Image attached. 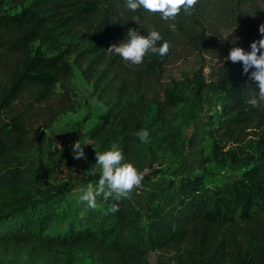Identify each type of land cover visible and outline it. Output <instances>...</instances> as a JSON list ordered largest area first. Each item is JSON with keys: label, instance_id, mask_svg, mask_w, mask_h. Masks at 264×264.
Here are the masks:
<instances>
[{"label": "trees", "instance_id": "obj_1", "mask_svg": "<svg viewBox=\"0 0 264 264\" xmlns=\"http://www.w3.org/2000/svg\"><path fill=\"white\" fill-rule=\"evenodd\" d=\"M190 11L164 20L128 9L125 0H0V187L15 186L45 131L78 110L75 66L94 83L110 115L88 138L105 147L116 142L129 155L145 120L163 118L182 100L165 83L166 68L181 48H220L219 31L234 25L246 33V51L262 35L255 31L264 23L258 0H198ZM129 28L142 35L157 29L169 41V52L140 65L109 52ZM227 55H216L221 62L213 80L224 92L223 107L197 139L212 143V159L194 144L192 161L163 188L152 189L145 207L131 195L101 200L104 211L93 227L79 216L81 205L58 211L52 202L63 197L28 198L0 216V243L79 247L98 263L146 264L148 254L158 251L160 264H264V104L247 103L249 93L258 92L250 77L254 69L244 73L241 62ZM194 82L208 88L201 68ZM211 160L248 168L212 187L191 175L194 165L204 169ZM112 203L118 211H108ZM57 220L62 228L49 231ZM168 253L170 261L162 256Z\"/></svg>", "mask_w": 264, "mask_h": 264}, {"label": "rangeland", "instance_id": "obj_2", "mask_svg": "<svg viewBox=\"0 0 264 264\" xmlns=\"http://www.w3.org/2000/svg\"><path fill=\"white\" fill-rule=\"evenodd\" d=\"M258 7L264 10V0H258ZM255 31L259 32V26L255 27ZM219 33L220 48L215 47L208 52L181 48L179 57L168 64L165 83L170 84L182 100L177 106L168 109L163 118H147L144 128L149 131L148 139L140 141L131 154L125 155L126 160L131 161L139 171L144 166L150 169L141 191L132 190L130 193L141 207H145V200L152 189L163 188L174 179L175 172L192 161L194 144L203 148L205 155L212 159V143L206 139L201 144L197 139L210 123L217 122L223 107L224 92L213 82L215 69L221 62L216 55H221L224 50L229 53L234 46L242 47L246 41V33L238 25L222 28ZM200 68L209 84L208 88H200L194 82V73ZM73 83L79 102L78 110L60 116L45 131L43 144L32 151L15 186L0 187V216L23 200L50 195L54 196L53 201L63 197L60 202H52L58 211L70 203L83 206L79 216L83 217V221L84 218L89 219L91 227L103 213L102 196L97 198L98 206L94 209L89 208L79 196L89 183L95 185L98 182L100 167L95 164L96 150L104 151L120 145L112 142L105 147L88 138L90 129L104 119H110L108 107L98 98L94 83L84 78L78 66H75ZM59 136H64L66 143L62 148L54 149L53 141ZM77 140L81 145L87 143L84 145L86 158H75L71 146ZM247 168L233 165L230 161L221 163L211 160L204 169L194 165L191 175H199L206 185L215 187L241 177ZM2 221H7V218ZM62 224L60 220L54 221L49 231L62 228ZM160 256L158 251L150 252L146 264H160ZM162 256H166L167 261L172 259L169 253ZM101 261L98 263L85 249L79 247L59 244L46 246L41 242L0 243V264H114L107 259Z\"/></svg>", "mask_w": 264, "mask_h": 264}, {"label": "clouds", "instance_id": "obj_3", "mask_svg": "<svg viewBox=\"0 0 264 264\" xmlns=\"http://www.w3.org/2000/svg\"><path fill=\"white\" fill-rule=\"evenodd\" d=\"M128 9L133 11L143 9L150 13H158L161 19H174L181 11L191 14L190 10L198 4V0H125ZM259 32L262 34L259 40L252 41L250 50L246 51L243 47L234 46L230 49L226 60L233 63L241 62L243 72L249 73L250 77L257 81L258 92H250L247 103L253 107L264 104V23L259 25ZM238 39V38H237ZM162 41V43H158ZM170 43L165 40L162 34L155 28L141 34L134 28H129L125 38L118 44H113L108 48L125 61L131 64L140 65L146 57L153 54L164 56L169 52ZM135 136L144 142L149 137V131L141 128L135 131ZM87 144V143H85ZM84 144V145H85ZM84 145L77 140L72 144V151L75 158H86ZM96 165L100 167L98 182L93 185L89 183L85 191L79 196L81 201L86 202L89 208L98 206V197L107 201L120 200L129 197L131 191L139 186L143 180V173L135 165L125 158L122 148L115 145L104 151L96 150ZM119 204L112 203L108 211L116 212Z\"/></svg>", "mask_w": 264, "mask_h": 264}, {"label": "built area", "instance_id": "obj_4", "mask_svg": "<svg viewBox=\"0 0 264 264\" xmlns=\"http://www.w3.org/2000/svg\"><path fill=\"white\" fill-rule=\"evenodd\" d=\"M66 143V139L64 136H59L57 137L54 141H53V144H52V147L54 149H58V148H62ZM149 167L147 166H144L140 171L143 173V180L141 182V184L137 187H135L136 191L137 192H140L141 191V187H142V184L143 182L146 180V177L147 175L149 174Z\"/></svg>", "mask_w": 264, "mask_h": 264}]
</instances>
